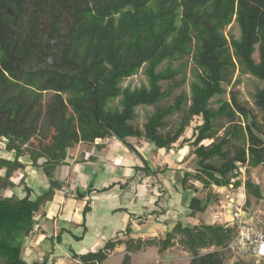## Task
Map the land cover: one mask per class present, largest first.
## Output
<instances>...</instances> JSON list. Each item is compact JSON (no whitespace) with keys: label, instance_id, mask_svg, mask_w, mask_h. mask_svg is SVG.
<instances>
[{"label":"trees","instance_id":"obj_1","mask_svg":"<svg viewBox=\"0 0 264 264\" xmlns=\"http://www.w3.org/2000/svg\"><path fill=\"white\" fill-rule=\"evenodd\" d=\"M234 24L239 37L226 33ZM143 68L148 85L124 88V81ZM248 74L264 82V0H0V142L14 154L13 160L0 156L5 171L0 175V264H28L23 253L35 217L55 190L63 189L56 171L82 143L116 138L130 145L129 139H137L167 155L179 150L175 145L198 118L180 148H193L201 171L176 174L177 189L194 192L188 216L206 213L217 200L213 185L244 186L245 213L263 203L264 188L251 171L264 169V125L237 93L224 98L227 87ZM190 77L191 94L162 107ZM255 98L264 114V89L257 88ZM213 99L218 109L211 107ZM116 100L118 106H110ZM140 107L156 108L144 130L134 123ZM178 112H183L178 128L163 132L166 118ZM224 117L230 127L217 143L215 121ZM132 148L146 175L160 173ZM27 163L50 180V189L35 200L29 187L24 198L4 197V191L24 184L25 177L18 184L12 177ZM242 167L244 183L236 181ZM89 211L86 207L84 217ZM174 223L165 240L133 239L128 229V240H111L98 252L77 257L81 264H103L125 245L121 264H132V254L157 246L164 258L176 244L192 256L191 264L226 263L222 250L236 237L235 226ZM212 248L217 249L202 253Z\"/></svg>","mask_w":264,"mask_h":264},{"label":"crops","instance_id":"obj_2","mask_svg":"<svg viewBox=\"0 0 264 264\" xmlns=\"http://www.w3.org/2000/svg\"><path fill=\"white\" fill-rule=\"evenodd\" d=\"M129 144L116 138L97 140L95 144H79L75 149H84L80 155L69 153L67 164L56 171L61 178H66L67 183L63 181V189L56 190L53 200L40 210L41 213L38 212L36 226L26 240L23 259L28 264H81L77 255L98 252L111 240L125 239V236V240H128L129 237L125 235L128 229H131V238L134 239V235L144 233L149 228L166 232L178 217L179 221L185 216L189 217L188 202L177 190V170L171 171L172 167L166 161L168 159H163L167 162L163 168L157 165L160 157H169L170 160L174 157L175 163L182 162L178 152L175 150L166 155L162 150L156 153L155 147L151 146L145 153L130 139ZM131 146L142 153L153 173L158 170L160 173L146 175L143 160L137 157ZM6 159L13 160L14 154ZM22 172L18 170L16 176H22ZM0 173L5 175L4 170ZM71 175L74 181H70ZM20 181L13 182L18 184ZM27 187L32 189V199L35 200L50 189V180L39 171H33L25 176L21 187L16 186L11 190L17 194L24 191V198ZM75 195H78V199ZM86 207L90 211L84 217ZM159 209L163 216L157 219L158 223H154L158 224L156 227L149 223V218L159 215L156 213ZM145 251L132 254V258L143 255ZM123 254L125 257V245H118L103 264L113 259H124Z\"/></svg>","mask_w":264,"mask_h":264},{"label":"rangeland","instance_id":"obj_3","mask_svg":"<svg viewBox=\"0 0 264 264\" xmlns=\"http://www.w3.org/2000/svg\"><path fill=\"white\" fill-rule=\"evenodd\" d=\"M226 33L229 34H233L235 37H239L240 36V29L237 26V24H234L232 27L228 28L226 30ZM255 57L257 58V55H255ZM165 67V65L163 66ZM145 69L143 68L141 70V72L131 78H128L124 81L123 83V87H131L132 89L135 88H140L143 85H148V78L144 73ZM188 73L190 75V72L188 70ZM237 75L234 77L232 84L235 83L236 79H237ZM192 80V77L189 78L188 80V84L183 86L181 89L175 90L172 97H170L169 99L165 100L161 106L162 107H166L169 105H173L176 102V98L177 96H179L182 93H186L188 95L191 94V89H190V82ZM164 88L166 89L168 87V83H164ZM257 88L260 89H264V82H261L260 80H258L257 78L251 76V75H245L242 77V82L237 85V86H233L231 85L230 87H227V93L224 95V98L227 100H230V91H234L235 93H237L238 96V100L240 103L244 104L246 107H248L253 114H255L258 117V121L264 125V114L262 113V111L258 108V106L256 105V98H255V94L257 91ZM119 104V100H116L114 103H111L110 106L112 107H117ZM187 104V103H186ZM191 105V102L188 101V107ZM211 107L213 109H218L220 106L218 104V99H213L212 100V104ZM156 111L155 107H140L137 110L138 113V117L136 119L135 126H138L140 129L144 130L145 124L148 121V117L152 114H154ZM183 117V112H178L168 118H166V122H167V126L165 127V129H163V132H167L168 130L171 129H177L178 128V124L180 122V120ZM241 118H239L240 120ZM242 120V119H241ZM201 121L200 119L196 118L195 122H193L191 128H188L186 130L185 136L175 145L176 148H178L179 150L176 152H178L180 159L182 160V162H178L175 163L176 161L174 160V157L170 158H158L157 160V165L160 168H163L167 162L165 163L163 159H168L166 161H168V166L172 167L171 171H179L180 166L181 165V171H192V173H196V171H201L199 168L200 165V161L196 160L194 154H192L193 148H180V145L182 143V141L187 138L192 136L193 134V127L198 124V122ZM230 127V119L228 117H224V118H219L215 121V129L217 132V138H216V142H220L222 137L225 135L226 131L228 130V128ZM130 141H132V143H134L135 145H137L140 150H142L143 152L146 153V151H148L147 149H150L151 145H146L147 143L142 141V143L140 144V141L137 139H130ZM100 143V142H99ZM211 141L207 142V144H210ZM3 147V148H2ZM4 147H5V141L4 142H0V156L3 158H12L13 154H7L4 151ZM154 147V146H153ZM232 152L234 151V147L233 146H229L228 147ZM82 151H84L83 148H77L74 150H70L69 153L73 154V155H80L82 153ZM70 154V155H71ZM25 162H28L27 160H25ZM222 162H219L217 164H221ZM244 168V167H242ZM186 169V170H183ZM33 171H37V169H35L31 163H27V167L25 169L24 172H22V176H16L17 172L14 173V179H12V181H20V179H22L23 177H25V174L30 175L31 172ZM242 171H244V169H242ZM1 172V171H0ZM41 173V172H40ZM19 174H21V171H19ZM24 174V176H23ZM43 174V173H42ZM163 174V171H162ZM1 176H4V174L0 173ZM18 177V178H16ZM247 177V175H246ZM245 176H243L242 172H241V176L240 178L245 182L244 179H246ZM251 177L254 180H259L262 184V187L264 188V169H252L251 171ZM56 178L60 183H63V181H66V178H61V175L56 174ZM70 181H74L73 176L71 175L70 177ZM197 187L199 189V196L205 200L206 198V193L204 191H202L203 185L198 183ZM213 195L217 196V200L216 199H212V201L210 202L209 208L206 211V213L204 214H198L195 218H189V217H184L181 221L184 223V225H191V226H196L200 223H208V224H223L226 226H231L232 224V218H231V208H233V205L229 202L228 200V196L231 197V194L233 193V191L231 189H229L228 187L222 188V187H217L215 185H213ZM11 190V189H10ZM15 190V189H14ZM178 190V189H177ZM176 190V191H177ZM22 193H18V195L20 197L24 196V191L21 190ZM56 193V190L55 192ZM179 193L184 196V198L186 199V201L188 202V206L190 204V200L191 197L194 195V192H183L179 190ZM14 194V192L11 191H6L3 193L4 197H12V195ZM65 195V193H63V196ZM167 196V195H166ZM75 197L78 199V195H75ZM179 198V197H178ZM71 201V200H70ZM162 206V205H161ZM45 207V206H44ZM43 208V207H42ZM163 209V207H161ZM165 209V208H164ZM42 210V209H41ZM153 211V209H151ZM41 213V212H40ZM159 215H155L154 217L151 216V218H149V223H151V225H156L154 223H158V218H160L162 214V211H157L156 212ZM164 213V212H163ZM250 215L254 216L255 218H259V219H263L264 218V202L259 204V205H253L251 207V209L249 210ZM175 215V214H174ZM38 216V215H37ZM165 218L166 217H162ZM188 218V219H186ZM179 217L178 219L175 221H179ZM158 225V224H157ZM156 225V227H157ZM175 227V224L170 228V230H173ZM169 231V230H168ZM163 232L161 231L159 228H154L153 230L147 229V231H145L143 234H137L134 235V239H137V237H141L142 240H147L150 237H155L161 240H165L166 239V233L168 232ZM163 232V233H162ZM126 239V236H125ZM140 239V238H139ZM152 239V238H150ZM179 239V237L177 238ZM175 242H178L177 240H175ZM158 247L157 246H153V247H148L145 251V253L136 255L135 257L132 258V264H191V260H192V256L186 252L181 246L176 245L171 248L168 249L167 251V256L166 257H162L159 255L158 253ZM217 248H212L209 250H202V253H207L209 251H214ZM222 251H224L225 253V264H264V260L256 263L254 259L250 258V257H245L243 256L241 253L239 252H233L231 251L229 248H224ZM122 257H124V254L122 255ZM123 261V258H118V259H113V260H109L107 262V264H121V262Z\"/></svg>","mask_w":264,"mask_h":264},{"label":"built area","instance_id":"obj_4","mask_svg":"<svg viewBox=\"0 0 264 264\" xmlns=\"http://www.w3.org/2000/svg\"><path fill=\"white\" fill-rule=\"evenodd\" d=\"M240 171L246 177V168H241ZM237 180L242 179L238 178ZM229 189L233 191L231 197L228 196L229 202L233 205L230 211L231 226L236 227L237 235L228 248L259 263L264 260V218H255L249 213H245L246 195L244 186L239 190H235L234 184H231ZM66 192L69 193L70 190L67 189Z\"/></svg>","mask_w":264,"mask_h":264},{"label":"water","instance_id":"obj_5","mask_svg":"<svg viewBox=\"0 0 264 264\" xmlns=\"http://www.w3.org/2000/svg\"><path fill=\"white\" fill-rule=\"evenodd\" d=\"M98 141H100V140H98Z\"/></svg>","mask_w":264,"mask_h":264}]
</instances>
